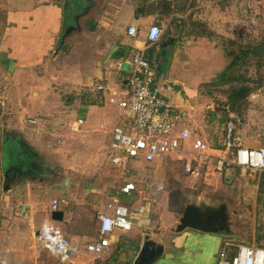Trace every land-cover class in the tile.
<instances>
[{"label":"crops","instance_id":"crops-1","mask_svg":"<svg viewBox=\"0 0 264 264\" xmlns=\"http://www.w3.org/2000/svg\"><path fill=\"white\" fill-rule=\"evenodd\" d=\"M42 1L45 6L40 7L36 13L34 10L38 8L34 7L25 19L10 16L5 23L0 24V28L3 27L0 36V72L2 71V74L9 70L11 76L21 77L23 82L30 77L31 80L28 81L30 86L26 87L27 92L29 91L33 102L39 103L38 107L41 111L38 116L28 118L29 108L24 106L21 107L22 109L13 108L12 105L15 103H8V97L12 98L13 94L8 90L5 82L13 78L6 73L5 82L0 80V206L2 208L0 228L8 227L9 224L13 226L7 228L5 240L2 241V245L0 244V262L9 261L12 264L45 263V257L41 256V252L38 253L34 247V243L37 242V231L43 225L54 222L52 206L55 201L59 203L58 211L63 210L61 198L66 187L55 184L54 179L49 180L53 181L50 183L51 186L46 179L27 181L24 171L30 174L36 168L29 166L30 168L25 170L21 160L25 162L28 157H34V150L43 156L51 155V150L56 146V135L49 130L48 125L66 124L70 120L69 111L63 110L64 104L75 101L77 109L86 107L87 116L79 117L86 121L84 127H87L90 140L94 141L95 137L92 133L97 129H93L92 121L103 120L105 122L100 126L106 128L105 123L109 124L116 118V111L119 110L110 99L116 98L113 97L115 93L121 96L126 88L131 72L129 61L138 54L144 53V56L150 54L161 76L168 80V82L161 81L158 77V81L155 82L156 88L167 96L173 106L189 114L190 119L183 123L182 129L187 128L191 130L193 136L199 135L198 137L206 140L204 131L197 132L194 128L195 124L197 119L203 118L205 110H213L214 102L217 101L215 99L228 100L236 90H232L225 97L223 85L213 86L212 80L224 75L234 66L236 56L232 45L234 42L237 43L239 38L241 6L251 8L257 3L256 0H199L195 10L185 5L181 9L172 0H87L89 8L83 12L79 8L80 0ZM71 17L75 18L74 23H70L76 29L73 32L82 35L71 42L69 52H64L62 46L66 44L68 37L63 44L61 38ZM85 17L95 20V23L90 25L88 33L80 22ZM152 25L162 29L159 41L154 44H150L147 40ZM131 26L137 28L136 37L128 35ZM73 32L71 34H74ZM82 36H86L84 40ZM82 52L85 53V59ZM231 58L229 64L228 59ZM112 66L116 67L120 79L117 87H113L109 82ZM127 67H130L129 71L126 70ZM84 86L89 88L87 95H79L78 98L67 100L65 94L69 92L68 90L72 88V90H81ZM260 89L255 91L253 88V92L246 98L251 104L256 105L253 100L260 99L264 94ZM52 91L60 93L58 98L60 109L50 103ZM14 93V97L19 98L21 95L22 89L19 84H16ZM206 95H210L211 98H205ZM10 100L16 102V99ZM260 107L264 108V101L260 103ZM252 113L253 110H250L248 123L245 125L241 123L245 120L242 116L231 113V117L232 115L236 117L240 120L239 125H242L238 127L235 136L231 132L230 140H227L232 144L226 154L230 162L234 159L236 147L259 148L264 145L261 140L264 135L263 129L253 118H250ZM39 115L44 117L45 127L42 125L30 127L40 123ZM88 119L92 120L88 122ZM182 129L178 127V130ZM11 132L16 135L13 137ZM1 138L4 141H1ZM20 140L24 142L20 143ZM227 142L224 141L221 148L215 149L225 150ZM186 150L185 155L191 156L190 143L187 144ZM186 158L190 159L187 156ZM210 162L215 166V160L210 159L207 163V172ZM233 166L228 167L240 168ZM148 190H151V186L146 189ZM149 192L142 196L148 198ZM142 196L123 200L130 205L131 219L135 227V237L132 238L137 242L140 240V249L146 236L151 239L155 237L154 234L144 233L149 222H140L141 215L138 209L143 207L146 213L144 206L146 202ZM65 201L67 203V200ZM100 211L110 213L106 207ZM18 220L25 222L22 223L24 228L14 226ZM63 221L54 224L63 229L70 242L79 245L83 253L84 246L88 243L87 235L82 232L71 233ZM139 222L142 229L137 227ZM139 233L141 238L136 237ZM121 235L125 234L116 233L115 239L112 238L114 243L120 241ZM168 241V243L166 240L160 243L164 246V250L161 257L153 264H202V256H206L209 242L218 243L220 251L231 242L224 235L213 236L193 230L176 233ZM52 255L66 264H103L110 257L109 254L103 260L91 255H86L87 258L79 254L75 258L63 259L61 256ZM121 257L122 254L120 259Z\"/></svg>","mask_w":264,"mask_h":264},{"label":"rangeland","instance_id":"rangeland-1","mask_svg":"<svg viewBox=\"0 0 264 264\" xmlns=\"http://www.w3.org/2000/svg\"><path fill=\"white\" fill-rule=\"evenodd\" d=\"M172 1L181 9L184 5L185 7L189 6L190 8H195L199 4V0ZM256 1V5L251 8L241 6L239 38L237 43L234 42L232 45L235 51L234 55L236 56L233 68L226 71L224 75L212 80L214 81L213 86L223 85L225 97L228 96L232 90L241 87L243 81H248L249 84L247 85L253 89L264 79V0ZM43 2L42 0H0V24L3 22L5 23L10 16L12 18L16 16L17 19H25L29 11H32L31 8H38L34 10L36 13L40 7H44L45 3ZM195 10L197 9L195 8ZM94 21L93 18L89 17L80 20L81 25L85 27L84 29H86L85 31H87V33L91 28L90 25L95 23ZM173 27L174 25H172V28ZM2 32L3 27L0 28V36ZM80 35L82 34H70L68 39H65L67 41L66 44L62 46L63 51L69 52L68 50L71 49V42L80 37ZM85 37L86 36H82V40H84L83 38ZM90 45L92 46V44ZM229 46L231 47V44H229ZM249 46H251V48H249ZM252 47L258 48L257 53L262 55L263 58L256 56ZM82 55L85 59L86 56L84 52H82ZM145 59L149 62L151 70L155 74L156 81H158L159 77L161 81L165 80V82H168L157 70L151 55L147 54ZM231 60L232 58L228 59L229 64ZM129 69L130 67L126 68L127 71H129ZM1 72L0 80L5 82L6 73H9V76L13 78V80L5 82L8 90L13 94L12 98H9L10 96L8 97V103H15L12 105L13 108L22 109L21 107L23 106L29 108L30 112L27 114L28 118L38 116V114L41 113L38 107L39 103L32 101L29 96V91L27 92L26 88L30 86V82L28 81L31 80V78L29 77L27 81L23 82L21 77L11 76L9 70L2 74ZM229 77L233 79L228 80ZM118 80L120 79H118L116 67L112 66L109 82L113 87H117L120 83ZM16 84H19L22 89L19 98L17 96L14 97ZM72 89L68 90L69 92L65 94L68 97L67 100L73 99V97L74 99L78 98L80 97L79 95H87V92H89L87 86H84L82 89L80 88L81 90ZM51 97L50 103L59 108L60 101L58 98H60V93L52 91ZM113 97L118 99L121 96L115 93ZM164 97L167 99L166 95H164ZM204 97L207 99L211 98L210 95ZM10 99H16V102ZM215 100L217 101L214 102L215 106L213 110H205L203 118L201 120L197 119V123L194 127L197 132L201 130L204 131L206 134L205 141L212 148H221L224 141L227 142V140H230L231 132L235 136L238 127L248 123L247 120L250 110L254 112L250 114V118H253L256 124L262 127L264 132V124H262L264 120V108L262 109L260 107V103L264 101V94L260 99L253 100L256 105L253 103L251 104L248 99H245L238 110H232L229 98L228 100ZM64 107L63 110L69 111L68 115L71 121L68 120L66 124L48 125L49 130L56 135V146L51 150V155L43 156L39 154L38 151L36 152L34 150V157H28V159H32L36 169L30 174H27V171L24 172L27 181L33 179H46L49 185L54 181L55 184L66 187L64 196L61 198V206L65 214L63 223L67 225L71 233H84L87 235L88 243L98 240V211L103 210L108 205L110 198L116 195V192L126 179L135 181L140 189H143L145 192H149L150 190L146 191V189H149L150 186L154 185L156 182L163 180L166 183V188L160 193L157 204L153 205L151 201L144 203L146 213L140 216V222H149L144 233L154 234L155 237L152 240L156 243L160 244L165 242V240L166 243H168V239H171V237L176 234L175 230L179 223V219L188 203L205 201L215 206L221 204H226L228 206L231 213L233 236H228L226 234L222 235L229 239V241H231L230 243L264 247V172L252 173L247 170L244 171V169L241 168L227 167L228 170L226 171V168L224 171L225 173L221 174L215 171L214 165L210 162L208 165V172L206 166L204 176L200 179H193L184 175L182 163L177 159L176 155L152 163H147L143 159H139L125 166L114 165L110 159L111 153H113L115 148V143L111 139V130L118 125L132 128V123L126 118L124 113L118 109L119 111H116L115 114L116 118L112 120L111 123L109 122V124L105 123L106 128H101L100 126V124L105 121L100 119L93 120V129H97V131H93L92 135L95 137V140L91 141L87 132V127L82 126L79 131H75L72 128V125L80 118V115L84 118L87 114L85 112L79 114L82 108L77 109L75 101L70 104H64ZM231 113L239 114L245 120L239 125L240 120L233 115L231 117ZM91 120L92 119H88L87 121L90 122ZM39 122V124L34 126L30 125V127L35 128L41 125L45 127L43 116L39 115ZM182 128H184L183 124L179 126V129ZM243 129L244 127H242V130ZM10 134L13 135V137L16 135V133L12 132ZM261 140L264 143V135ZM1 141L4 140L2 139ZM23 142L20 140V143ZM184 156L191 158L190 155ZM51 179L54 180L49 181ZM65 200H67V203ZM130 202L133 203V201ZM66 219L67 221L65 222ZM140 222L137 227L142 229ZM22 223L25 222L18 220L14 226L22 229L24 228V224ZM9 226H13V224H9L8 227ZM8 227L4 226L0 228L1 245L3 244L2 241L4 242L5 240L4 236ZM134 230L135 227L131 232L121 235L122 237L120 236V241L123 243L121 259L115 247H111V260L114 255L117 254V259L120 264H133L140 250V240L137 242V240L132 238L135 237ZM140 231L143 232L142 230ZM2 234L3 236L1 237ZM136 237L141 238L142 236L139 233ZM209 237L214 238L212 236ZM135 244H137L136 247ZM34 247L38 253L41 252V256L45 257L46 260L44 264H66L63 263L60 258L40 249L37 242L34 243ZM218 247V243H208L206 256H202V264H218L220 252ZM80 254L88 258V256H86L88 254H85L84 250L83 253L80 251Z\"/></svg>","mask_w":264,"mask_h":264},{"label":"built area","instance_id":"built-area-1","mask_svg":"<svg viewBox=\"0 0 264 264\" xmlns=\"http://www.w3.org/2000/svg\"><path fill=\"white\" fill-rule=\"evenodd\" d=\"M128 35L136 37L137 28L129 27ZM161 35L162 29L152 25L149 28L147 40L150 44H154L159 41ZM128 64L131 72L126 88L122 91L120 98L110 99V102L116 104L132 123V128L118 125L111 130V139L115 143V148L110 159L114 165L125 166L139 159L152 163L176 155L182 163L184 175L193 179L204 176L205 167L210 159L215 160L214 169L220 173L230 165L252 173L264 172V145L259 148L236 147L233 161H228L226 154L232 147L230 141L227 142L225 150L215 149L202 138L193 136L191 130L187 128L178 130L179 125L189 121V114L173 106L156 88L155 74L145 59L144 53L136 55ZM260 90L264 93V82ZM85 123L86 121L80 118L74 122L72 128L79 131ZM189 143L192 150H189L191 158L187 159L184 155L187 153L186 148ZM165 188L166 183L160 180L151 186L150 195L145 198L142 194L146 195V192L140 189L135 181L126 179L106 206L110 213L98 211L99 238L84 246L85 253L96 259L105 260L110 254L116 233L126 234L132 231L134 224L131 219L130 205L124 203L123 196L132 199L142 196L144 202L151 201L153 205H156L160 193ZM52 208L53 211H58L59 203L55 201ZM138 213L144 214V208H139ZM1 217L0 206V219ZM36 235L40 249L48 250L63 259L75 258L80 254L81 247L72 244L54 222L43 225ZM0 264L12 263L1 261ZM103 264L109 263L106 261ZM218 264H264V247L229 242L220 251Z\"/></svg>","mask_w":264,"mask_h":264},{"label":"water","instance_id":"water-1","mask_svg":"<svg viewBox=\"0 0 264 264\" xmlns=\"http://www.w3.org/2000/svg\"><path fill=\"white\" fill-rule=\"evenodd\" d=\"M75 30L73 26L66 29L61 38V44ZM63 219L64 213L62 211H54L52 213V220L54 222H62ZM186 230L211 235L226 234L233 236L231 213L228 206L226 204L215 206L205 201L188 203L184 208L175 231L180 234ZM163 250L164 246L162 244H158L149 236H146L133 264H153L161 257Z\"/></svg>","mask_w":264,"mask_h":264},{"label":"trees","instance_id":"trees-1","mask_svg":"<svg viewBox=\"0 0 264 264\" xmlns=\"http://www.w3.org/2000/svg\"><path fill=\"white\" fill-rule=\"evenodd\" d=\"M257 49L258 48H254L253 52L256 54V56L263 58L262 55L257 53ZM231 79H233V78H230V77L228 78V80H231ZM263 82H264V79L259 82V84L255 88V91H257L259 88H261ZM242 83H243V85L241 87H239L238 89L234 90L232 95L230 96L229 102L232 106V110L240 109L242 102L253 92V89L251 87H249V85H247V84H249L248 81H243ZM85 111H86V107L82 108L80 110L79 114H83ZM123 198L129 199V200L132 199V198H129L127 196H123ZM136 245L137 244H135V247H136ZM113 246L115 247V250L117 252H119V255L121 256V253H122L121 249L123 248V243L118 240L116 243L113 244ZM261 247H263V246H261ZM117 258H118L117 254L114 255L112 260L109 257L108 263L109 264H120L119 260Z\"/></svg>","mask_w":264,"mask_h":264},{"label":"flooded vegetation","instance_id":"flooded-vegetation-1","mask_svg":"<svg viewBox=\"0 0 264 264\" xmlns=\"http://www.w3.org/2000/svg\"><path fill=\"white\" fill-rule=\"evenodd\" d=\"M79 8L81 9V11H83V12H86L87 10H88V8H89V5H88V2H87V0H80L79 1ZM74 19L75 18H69V20H70V22H69V24H68V27H67V29L68 28H70V27H72L73 25H71L72 23H74ZM71 23V24H70ZM29 156V155H28ZM27 158V157H26ZM28 159V158H27ZM19 160V159H18ZM25 162H26V164H25ZM22 161L21 160V163H23V166L25 167V170L26 169H29L30 167L29 166H31V167H33L34 168V165H33V162H32V159L31 160H27V161Z\"/></svg>","mask_w":264,"mask_h":264}]
</instances>
